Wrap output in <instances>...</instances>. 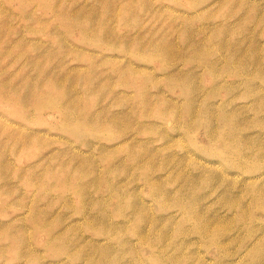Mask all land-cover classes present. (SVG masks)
<instances>
[{
	"label": "rangeland",
	"instance_id": "rangeland-1",
	"mask_svg": "<svg viewBox=\"0 0 264 264\" xmlns=\"http://www.w3.org/2000/svg\"><path fill=\"white\" fill-rule=\"evenodd\" d=\"M0 264H264V0H0Z\"/></svg>",
	"mask_w": 264,
	"mask_h": 264
},
{
	"label": "bare ground",
	"instance_id": "bare-ground-1",
	"mask_svg": "<svg viewBox=\"0 0 264 264\" xmlns=\"http://www.w3.org/2000/svg\"><path fill=\"white\" fill-rule=\"evenodd\" d=\"M226 117V116H225ZM233 145V144H232ZM241 157V156H240ZM240 159V158H239ZM219 170V169H218ZM262 174V173H261ZM262 177V176H261ZM258 178H260V177H258ZM254 182V181H253ZM202 226V225H201ZM204 231V230H203ZM200 233V232H199ZM136 238V237H135ZM138 241V240H137Z\"/></svg>",
	"mask_w": 264,
	"mask_h": 264
}]
</instances>
